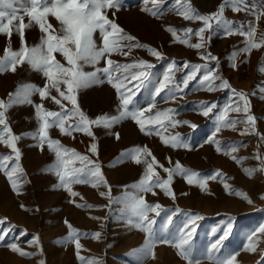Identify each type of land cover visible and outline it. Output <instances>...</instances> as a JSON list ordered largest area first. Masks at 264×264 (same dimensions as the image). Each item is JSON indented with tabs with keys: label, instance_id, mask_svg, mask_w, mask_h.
I'll list each match as a JSON object with an SVG mask.
<instances>
[{
	"label": "rangeland",
	"instance_id": "obj_1",
	"mask_svg": "<svg viewBox=\"0 0 264 264\" xmlns=\"http://www.w3.org/2000/svg\"><path fill=\"white\" fill-rule=\"evenodd\" d=\"M220 3L222 0H191L192 6L201 14L215 12ZM250 3L255 4L257 0H250ZM146 7L152 8V5L145 4V0H120L119 10H109L108 16L140 43L162 53V58L151 55L146 48H134L128 56L113 54L111 59L120 65L140 60L151 64L152 67L147 71L153 82L163 80L165 73L171 68L170 75L174 77V82L169 87L172 91L166 89L155 95L151 86L141 89L133 98L134 104L129 108L146 109L154 104L153 114L157 110L172 109L174 120L188 121L189 124L180 123L174 128L168 126L167 131H159L165 138L179 134L181 142L188 147L166 146L162 143L160 135L155 132L148 135L142 133L130 118L111 128L91 126L94 138L82 132H73L71 136L63 135L54 127L49 130L50 138L59 140L64 147L74 149L97 162L107 181V186L101 184L96 188L91 184H73L72 190L78 193L73 197L63 187H57L59 178L54 171H45L55 164V154L46 144L41 151L35 146L37 140L24 136L25 133L38 130L39 122L34 107L36 104H43L46 110L51 111H60L59 107L50 99L42 100L38 94L30 97L32 104L13 105L6 111V118L13 134L23 137L17 142L22 154V194L13 192L6 175L0 170V236H3V240H0V264H39L41 260L44 264H86L89 259L98 260L101 264H140L137 260L139 253H133L142 247L147 234L128 224V213L122 202L126 193L143 195L148 204L160 205L158 216L154 212L149 213V218L155 221L153 232L157 236L172 238L178 235L187 213L202 217L196 221V230L191 238L194 258H198L200 264H214L217 258H224L229 254H236L235 264H264L261 255L264 252V233L259 232V229L264 227V172L257 171L249 178L243 171L245 168H259L260 161L254 157L257 154L264 157V141L260 139L264 136V99L261 98L264 93L257 90L258 85L264 86V74L258 71L264 62V49L253 50L250 55L241 53L235 61L236 67L233 68L230 56L244 47L245 37L238 34L228 36L223 29L217 28L210 33L205 32V46L197 50L176 42L165 29L171 26L176 29L195 30L202 26L201 22L183 20L177 14L178 6L174 0H165L159 5L157 16L142 10ZM224 17L233 21L236 28L240 25L247 27V24L252 22L257 28V37L264 31V16L257 22L250 12H234L231 8H226ZM24 19L27 23L26 15ZM48 19L55 28H59V23L54 17L49 16ZM41 35L38 26H34L25 29L24 40L27 45L34 46L39 44ZM177 35L184 38L181 32ZM198 42H201L198 37L190 36L189 43ZM99 43L102 44V41ZM8 47L12 50L21 48L20 37L15 32L10 39L0 34V57L4 56ZM202 53H211L217 57L218 65L217 61L202 59ZM55 55L65 63L60 54ZM186 62L189 65L206 67L201 69L196 79L189 81L187 88H183L182 81L191 71L190 68L184 67ZM105 66L104 60L97 65L100 68ZM85 70L93 71L94 68L86 67ZM139 70L141 69L130 71ZM208 71L227 80L231 87L208 91L207 82L201 83L203 75ZM117 74L123 75V69L120 73H114ZM98 75L104 83L77 92L78 104L90 119L102 114H119L120 101L116 90L107 82L105 74ZM45 83L46 79L42 73L32 70L26 63L17 65L15 72L8 70L0 74V100L7 103L8 94L14 93L17 86L30 84L43 87ZM135 83L133 81L128 87L132 88ZM215 83L219 84L220 81ZM176 84H179L183 91L176 90ZM232 89L249 93L251 113L257 118L253 134L241 135L245 128L243 123L237 124L236 130L222 127L220 132H216L220 118L225 115V108L235 99ZM254 91L256 95H251ZM52 95L57 94L53 91ZM63 103L68 108L72 107L68 101ZM213 103L217 108L213 109L209 116L202 115L203 106ZM243 115L228 112L226 118L243 119ZM190 124L196 127L192 128ZM116 133L119 134V139L116 138ZM213 138L219 142L221 151H217L216 143L209 142ZM93 143L97 145L96 154L89 151ZM145 146L164 168H173L175 163L179 162L184 168L200 173L198 179L217 172L223 176L208 179L207 190L202 191L197 185H189L184 178L174 175L171 184L174 199L165 195L159 188L154 189L156 195L138 193L131 185L139 181L145 165H137L130 159L120 162L118 158L122 152ZM232 146L237 147L235 153L230 152ZM9 153L10 149L0 144V155ZM233 155L245 159L238 164L232 159ZM142 159L150 161L151 157ZM113 164L115 166H110ZM74 166L80 167V162L76 161ZM156 171L161 180L167 179V173L162 168L156 166ZM224 183L230 185L231 189L245 194L248 200L229 194L224 188ZM108 186L111 188L110 193ZM100 192L106 195L102 197ZM78 204L92 207H77ZM169 216L172 217L171 224L168 222ZM68 225L78 233L89 234L87 237L79 236V255L85 258L84 262L77 258L74 241H65L70 231ZM228 225H231V231L221 246L209 252L211 245L223 236ZM97 232L100 233L98 240L91 236ZM249 237L254 241L255 252L246 250ZM36 238L39 240L38 245L35 243ZM10 244H16L21 250L34 255L22 257L8 247ZM154 252L155 259L151 256L144 257L142 264H187L174 247L157 244Z\"/></svg>",
	"mask_w": 264,
	"mask_h": 264
},
{
	"label": "snow or ice",
	"instance_id": "obj_2",
	"mask_svg": "<svg viewBox=\"0 0 264 264\" xmlns=\"http://www.w3.org/2000/svg\"><path fill=\"white\" fill-rule=\"evenodd\" d=\"M164 2L165 0H145V4L150 3L152 8L146 7L142 10L152 16H157L159 5ZM174 2L178 6L176 9L177 14L183 20L202 23V26L195 30L192 28L176 29L171 26L167 27L165 30L171 33L176 42L200 50L205 46V32L210 33L217 28H221L224 30L225 35H241L245 37L244 47L231 54L230 60L233 68L236 67L235 61L241 53L250 55L253 50L264 49V31H261L259 37H257V28L252 22H249L247 27L240 25L236 28L233 21H229L224 17L225 9L231 8L234 12H250L254 16L255 21L258 22L264 16V0H257L255 4L250 3V0H222L217 10L210 14H201L192 6L191 0H174ZM119 8L120 0H0V34H4L10 39L15 32L19 35L21 41L19 50H12L10 47L5 49L4 56L0 57V74L8 70L15 72L17 65L26 63L32 70L42 73L46 79L43 87L30 84L17 86L14 93L8 94L7 103L4 100H0V109H3L0 110V126H2L0 127V144L10 149L9 154L0 155V170H3L13 192L17 195L22 194L20 177L23 175V169L20 165L22 154L17 147V142L23 137L13 134L6 118V111L15 104H32L30 97L33 94H38L42 100L50 99L59 107L60 111L46 110L43 104H36L34 107L36 109L35 115L39 122L38 130L25 133L24 136L37 140L38 143L35 146L39 147L41 151H43L46 144L47 148L55 154V164L46 168L45 171H54L59 178L57 187H63L73 197L78 195L72 190L73 184H91L92 187L96 188L101 184L107 186V181L103 177L101 167L97 162L86 155L77 153L74 149L64 147L59 140L50 138L49 130L54 127L58 128L63 135L71 136L73 132H82L94 138L91 126L111 128L122 120L130 118L139 126L142 133L148 135L155 132L160 135L162 143L166 146L173 148L188 147L187 144L181 142L179 134L169 135L165 138L159 131L160 129L167 131L168 126L174 128L180 123L189 124L188 121L174 120L171 115L172 109L157 110L153 114L154 104L149 105L146 109L135 108L130 110L129 108L130 105L134 104L133 98L141 89L151 86L155 95H159L166 89L172 91L173 89L169 86L173 84L174 77L170 75L171 68H169V72L165 73L163 80L153 82L150 80V74L147 71V69L152 67L151 64L140 60L132 64L120 65L111 59L113 54L128 56L134 48H146L151 55L158 59L162 58V53L140 43L136 37L127 34L123 28L109 19L108 11L112 9L119 10ZM20 13H23V15ZM25 15L28 17L27 23H25ZM49 16L54 17L58 21L59 28H55L49 23ZM34 26H38L42 35L39 44L29 46L24 40L25 29ZM178 32H181L184 38L178 36ZM97 33L99 35L95 36ZM191 35L198 37L201 42L189 43ZM99 41H102V44ZM57 53L63 57L65 63L56 58L55 54ZM201 58L217 61V65L219 63L218 58L212 56L211 53H202ZM102 60L106 62V66L103 68L97 67ZM86 67H92L94 70L86 71ZM184 67L191 69L182 81L183 88H187L189 81L196 79L201 69L206 66L189 65L186 62ZM121 69H123V75H114V73H120ZM131 69L141 70L133 72L130 71ZM258 71L264 74V62L261 63ZM99 73L105 74L107 82L116 90L117 98L120 101L119 114L112 116L102 114L95 119H90L78 104L77 92L92 85L104 83L105 81L101 79V76L98 75ZM217 80L220 81L219 84L215 83ZM133 81L136 83L132 88H129L128 85L132 84ZM205 82H207L208 91L231 87L227 80L211 71L203 75L201 83L204 84ZM175 89L183 91L179 84L175 85ZM257 90L260 93H264V86L258 85ZM53 91L57 95H52ZM232 92L235 99L225 108V115L220 118V125L216 128V132H220L222 127L236 130V125L243 123L245 128L241 135L253 134L257 118L251 113L249 93L244 91L237 92L235 89H232ZM251 95H256V92L254 91ZM261 98L264 99V96ZM63 101L70 102L72 107L68 108ZM215 108H217V105L214 103L204 105L201 114L209 116ZM228 112L243 113V119L228 120L226 118ZM189 126L192 128L196 127L194 124ZM115 136L119 139L118 133ZM260 139L264 141V136H261ZM209 142L216 143L217 151H221L219 142L215 138ZM89 151L96 154L97 145L95 143L91 144ZM236 151V146L230 148L231 153ZM142 157H151V160L142 159ZM254 158L260 161V167L243 169L249 178L257 171L264 172V157L257 154ZM118 159L120 162L130 159L137 165L142 163L145 165L144 173L139 181L131 185L138 193L156 195L154 189L159 188L165 195L173 199L175 194L171 184L174 175L181 176L189 185H197L202 191L207 190L208 179H217L223 176L222 173L217 172L198 179L201 176L200 173L184 168L179 162H176L173 168H164L146 146L122 152ZM232 159L236 163L241 164L245 158H238L233 155ZM76 161L80 162V167L74 166ZM156 166H159L167 173V179H160ZM224 188L229 194L239 195L248 200L245 194L231 189L227 183H224ZM108 190L110 193V186H108ZM100 195L104 197L106 194L100 192ZM122 202L125 204V210L128 213V224L147 234L142 247L133 253V255L139 253L137 260L140 264H142L144 257L151 256V258L155 259L154 248L157 244L174 247L177 250V254L187 261V264H200V260L194 258L191 238L196 230V221L202 219V217L198 214H185L187 218L178 230V235L167 238L157 236L153 232L155 221L149 218L150 212L156 213L157 216L160 214L157 211L160 205L148 204L143 195L127 193L122 198ZM248 202L251 203L250 200ZM76 206L92 207L91 205L81 204ZM21 207L23 208L24 206L21 205ZM168 222L169 224L172 223L171 216L168 217ZM65 223L67 224V221ZM68 227L70 231L65 241H74L77 249V258L84 262L85 258L79 255L81 250L79 236L87 237L89 234L78 233L71 225H68ZM230 231L231 225H228L223 236L211 245L209 252L218 249ZM259 232L264 233V227H261ZM91 236L98 240L100 233H93ZM0 240H3V236H0ZM62 242L64 241H58V243ZM35 243L38 245V238H36ZM8 247L22 257L34 255V253L21 250L16 244H10ZM246 250L256 251L252 237H249ZM261 255L264 258V252ZM211 258V255H209V259ZM235 262L236 254H229L227 257L217 258L214 264H235ZM39 264H44V261H39ZM86 264H101V262L89 259Z\"/></svg>",
	"mask_w": 264,
	"mask_h": 264
}]
</instances>
